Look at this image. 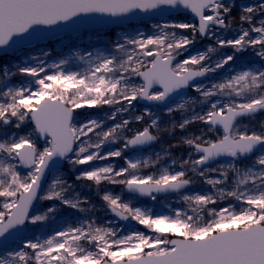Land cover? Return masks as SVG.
Returning <instances> with one entry per match:
<instances>
[{
	"label": "snow or ice",
	"instance_id": "snow-or-ice-1",
	"mask_svg": "<svg viewBox=\"0 0 264 264\" xmlns=\"http://www.w3.org/2000/svg\"><path fill=\"white\" fill-rule=\"evenodd\" d=\"M0 264H264V0H0Z\"/></svg>",
	"mask_w": 264,
	"mask_h": 264
}]
</instances>
